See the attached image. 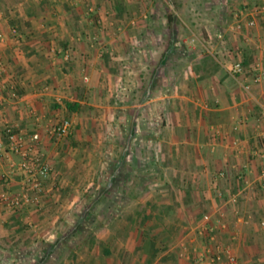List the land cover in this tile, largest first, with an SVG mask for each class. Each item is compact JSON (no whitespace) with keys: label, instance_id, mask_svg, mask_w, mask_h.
Masks as SVG:
<instances>
[{"label":"rangeland","instance_id":"obj_1","mask_svg":"<svg viewBox=\"0 0 264 264\" xmlns=\"http://www.w3.org/2000/svg\"><path fill=\"white\" fill-rule=\"evenodd\" d=\"M43 1L50 6L45 18H59L64 25L67 0ZM81 1L85 30L74 10L68 17L74 24L66 21L63 35L88 31L87 46L106 68L103 88L92 91L73 133L55 141L60 149L57 168L47 181L55 184L52 201L44 203L45 196L38 208L7 212L3 207L7 215L0 212V264H85L83 259L89 258L96 264L108 259L117 264L122 256L123 264H146L147 258L151 263L149 241L174 247L187 233L176 227L177 215L197 209L193 202L181 203L189 191L179 185L177 158L169 153L167 100L184 55L201 54L203 46L214 52L219 18L228 16L235 0H175V11L166 0ZM167 11L176 17L171 29ZM9 26L18 31L20 42V27ZM42 30L57 33L47 21ZM54 48L62 56L73 50L63 41ZM82 77L89 82L88 75ZM21 188L3 190L0 197L11 198ZM32 210L44 214L32 219ZM108 242L123 247L140 243L141 248L139 253H113L116 259H111L99 245Z\"/></svg>","mask_w":264,"mask_h":264},{"label":"crops","instance_id":"obj_2","mask_svg":"<svg viewBox=\"0 0 264 264\" xmlns=\"http://www.w3.org/2000/svg\"><path fill=\"white\" fill-rule=\"evenodd\" d=\"M65 2L67 26L74 24L68 17L75 10L77 23L85 30L87 13H82V1ZM49 8L43 0H0V35L4 37L0 43L4 65L0 76V193L10 189L17 192L23 180L12 168L19 158L6 150L5 126H17L27 136L38 132L39 150L52 170L56 169V151L60 149L56 140L49 138L48 127L68 120L71 135L86 100L93 90L102 89L105 81L101 76L104 64L93 58L87 46L88 31L83 36L81 32L63 35L66 21L63 25L59 18H45ZM256 8L264 9V0H235L228 16L219 18L214 52L203 46L205 52L201 54H185L186 61L173 74L174 92L168 97L165 113L166 139L169 153L177 158L179 185L189 191L181 197V203L193 202L197 209L177 215L180 221L176 227L187 231L186 235L174 247L163 245L151 263L146 259V264H219L212 263L211 258L221 249L223 259L225 248L239 264H264V226L260 225L264 222V11L257 14ZM242 10L248 12L241 21L255 19L256 25L236 31L233 13ZM45 21L57 33L41 31ZM11 24L20 27L24 35L20 42L10 35ZM44 32L48 35L41 34ZM62 41L73 48L66 63L54 48ZM236 61L242 63L244 75L227 71ZM258 73L262 74L261 81L252 82ZM85 74L88 83L83 80ZM66 103H77L80 108L68 113ZM54 185L46 184V204L52 201ZM3 207L0 203V212L7 215ZM37 212L29 211V217L36 219L44 214ZM185 222L186 226L180 225ZM151 241L159 242L154 238ZM99 245L111 259L121 251L139 253L141 248L140 243L129 247L119 243L111 246L109 242ZM198 254L203 255L202 262L197 261ZM83 262L96 264L91 258ZM116 262L123 264V256ZM105 264H111V260H105Z\"/></svg>","mask_w":264,"mask_h":264},{"label":"built area","instance_id":"obj_3","mask_svg":"<svg viewBox=\"0 0 264 264\" xmlns=\"http://www.w3.org/2000/svg\"><path fill=\"white\" fill-rule=\"evenodd\" d=\"M264 9L256 8L255 13L260 14ZM248 11H235L234 17V29L236 31H242L244 28H253L256 25L255 19H250L246 22H242L241 18ZM10 34L15 40H19L20 35L15 28L10 30ZM4 41V37L0 35V43ZM64 61L70 60V53L65 52L63 56ZM258 63L254 65L257 69ZM227 71L231 75H244V67L240 61L231 63L227 67ZM4 72V65L0 58V76ZM262 79V74H255L252 78V82L259 83ZM86 80V78H85ZM72 125L68 120H62L57 122L47 129V134L50 139L60 140L70 135ZM5 135L7 137L6 150L19 158V162L13 164V170L17 171L23 178L21 191L15 196L8 198L4 195L0 197V203L8 211H18L23 209L38 208L42 203V199L45 197V187L47 181L50 179L52 167L44 160L42 151L39 150L41 138L38 132H34L30 136L25 135L17 126L6 125ZM4 175L1 178L4 179ZM262 191H264V185H262ZM222 193H218V197H222ZM236 199L232 197V203ZM208 217H204V221H207ZM264 226V222L260 223ZM211 240H213L211 238ZM224 258H221V249H218L217 255H213L211 258L212 263L219 264H239L237 258L230 249L225 248ZM216 254V253H215ZM203 255L198 254L197 261L202 262Z\"/></svg>","mask_w":264,"mask_h":264},{"label":"trees","instance_id":"obj_4","mask_svg":"<svg viewBox=\"0 0 264 264\" xmlns=\"http://www.w3.org/2000/svg\"><path fill=\"white\" fill-rule=\"evenodd\" d=\"M167 3L171 4L174 8V11L175 10H178V6L175 2V0H166ZM166 23H167V27L169 29L172 28V26L174 25V23L176 22V17L174 15V13L172 11H167L166 13ZM80 106L77 104V103H66V109H67V112L68 113H72V112H77L79 110ZM5 138L7 140V137L5 135ZM145 242V239L144 238H141L140 239V243H144ZM149 255H150V258H154L155 255L162 250V244L159 243V242H156V241H149ZM52 249L50 248V251Z\"/></svg>","mask_w":264,"mask_h":264}]
</instances>
